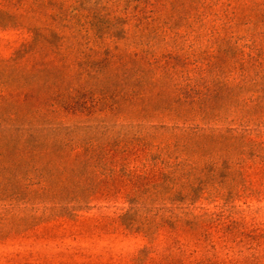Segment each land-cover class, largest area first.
<instances>
[{
	"label": "rangeland",
	"instance_id": "1",
	"mask_svg": "<svg viewBox=\"0 0 264 264\" xmlns=\"http://www.w3.org/2000/svg\"><path fill=\"white\" fill-rule=\"evenodd\" d=\"M71 5L81 15L87 49L149 50L203 93V86L222 88L215 86L217 69L235 55L255 60L264 52L263 22L247 0ZM28 41L25 30L0 26V63ZM8 74V66L0 70L7 147L15 113L31 105L22 107L11 95L20 83L10 84ZM61 89L68 115L64 111L60 138L102 151L97 165L106 176L72 215L50 202H0V264H264V115L249 112V95L222 89L206 103L202 121L199 104L173 105L172 112L156 101L143 111L140 103L131 107L108 75L101 82L76 78ZM180 111L187 122L174 120ZM60 176L53 183L57 196L73 191V179ZM132 207L150 232L122 223ZM29 217L38 220L22 222Z\"/></svg>",
	"mask_w": 264,
	"mask_h": 264
},
{
	"label": "trees",
	"instance_id": "2",
	"mask_svg": "<svg viewBox=\"0 0 264 264\" xmlns=\"http://www.w3.org/2000/svg\"><path fill=\"white\" fill-rule=\"evenodd\" d=\"M72 1L0 0V26L23 29L30 35V41L22 44L11 59L0 63V70L8 66L10 84L20 83L11 91L13 97L18 96L20 105L31 103L25 111L15 113L11 124L14 135L8 137V147L2 131L5 121L0 119V202L9 201L13 207L50 202L60 205L58 210L63 215H72L88 205L100 178L106 176L105 168L97 165L101 164L102 151L59 135L67 109L59 100L61 85L76 78L101 82L108 75L131 107L140 103L141 111L151 101L162 103L164 112H172L173 105L199 104L197 108L202 112L198 119L205 121L209 113L206 103L226 89L249 95V112L264 115L263 51L255 60L235 55L226 69L224 65L217 69L215 86L222 88L203 86V93L191 79H182L165 57L157 58L149 50L135 52L117 47L101 53L87 49L80 38L82 18ZM247 1L264 26V0ZM186 92L192 96L186 97ZM157 116L163 117L160 113ZM174 120L185 123L187 117L180 111ZM45 168H49L48 173ZM56 173L64 182L73 179V191H63L58 196L54 193L53 183L59 182ZM154 189L158 191L159 186ZM135 215L136 210L130 208L122 216V223L128 229L138 227L150 232L152 227L135 219ZM36 220L29 217L22 222Z\"/></svg>",
	"mask_w": 264,
	"mask_h": 264
}]
</instances>
